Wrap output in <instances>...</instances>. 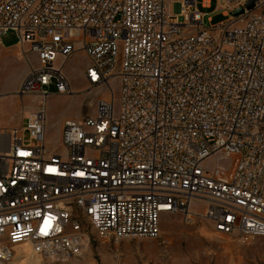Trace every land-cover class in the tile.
I'll return each mask as SVG.
<instances>
[{"label":"built area","instance_id":"obj_1","mask_svg":"<svg viewBox=\"0 0 264 264\" xmlns=\"http://www.w3.org/2000/svg\"><path fill=\"white\" fill-rule=\"evenodd\" d=\"M246 1L205 27L197 0H0V45L13 30L36 59L14 94L38 98L0 127V264L26 248L63 262L93 235L157 237L162 214L264 236V0ZM77 50L87 86L110 93L65 118L51 151L48 88L74 93Z\"/></svg>","mask_w":264,"mask_h":264},{"label":"rangeland","instance_id":"obj_2","mask_svg":"<svg viewBox=\"0 0 264 264\" xmlns=\"http://www.w3.org/2000/svg\"><path fill=\"white\" fill-rule=\"evenodd\" d=\"M197 1L199 10L205 14V27L228 19L224 14L228 9L225 0H209L207 7L201 5L202 0ZM35 63V56L28 45H18L15 31L9 30L2 36L0 127L14 124L11 118L13 112H18L20 117L28 106L37 103L38 98H18L14 94L29 65ZM86 65L87 58L81 50L66 60L64 72L72 83L74 93L58 94L53 86L48 88L44 138L51 151L60 149L61 127L65 118L92 114L98 98L110 93L106 87L87 86L82 73ZM111 84L117 98L119 81L113 78ZM218 163L224 164V160ZM191 208L201 211L202 202L194 200ZM22 259L16 257L9 264H264V236H246L238 232L223 234L213 231L204 219L186 223L177 214H162L157 237H124L117 241H104L93 235L81 252L63 262L51 263L35 256L23 262Z\"/></svg>","mask_w":264,"mask_h":264},{"label":"crops","instance_id":"obj_3","mask_svg":"<svg viewBox=\"0 0 264 264\" xmlns=\"http://www.w3.org/2000/svg\"><path fill=\"white\" fill-rule=\"evenodd\" d=\"M209 1V0H208ZM210 4V1H209ZM201 5L204 7V0H202ZM198 7V6H197ZM225 12V11H224ZM204 13V12H203ZM1 46V45H0ZM83 73V72H82ZM18 112H13L11 115L12 118V123L14 124H10V125H3L2 127H10V126H16L19 125L20 123H22L24 121V116H25V110L22 112L21 116H17Z\"/></svg>","mask_w":264,"mask_h":264},{"label":"water","instance_id":"obj_4","mask_svg":"<svg viewBox=\"0 0 264 264\" xmlns=\"http://www.w3.org/2000/svg\"><path fill=\"white\" fill-rule=\"evenodd\" d=\"M254 5V0H247L245 2V8L246 9H251ZM244 11V8L242 6L238 7V8H235L232 10V14L233 15H238L240 13H242Z\"/></svg>","mask_w":264,"mask_h":264},{"label":"bare ground","instance_id":"obj_5","mask_svg":"<svg viewBox=\"0 0 264 264\" xmlns=\"http://www.w3.org/2000/svg\"><path fill=\"white\" fill-rule=\"evenodd\" d=\"M18 253H23L22 255H21V257L20 258H23L22 259V262L24 261V260H26V259H29L30 257H34V256H30V252H28V249L26 248V249H23V250H19L18 251ZM27 256V257H26ZM30 256V257H29ZM37 259V258H36ZM21 264V263H20Z\"/></svg>","mask_w":264,"mask_h":264}]
</instances>
